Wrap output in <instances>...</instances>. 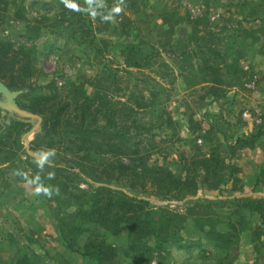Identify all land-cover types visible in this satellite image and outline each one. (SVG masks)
Wrapping results in <instances>:
<instances>
[{"label":"rangeland","instance_id":"obj_1","mask_svg":"<svg viewBox=\"0 0 264 264\" xmlns=\"http://www.w3.org/2000/svg\"><path fill=\"white\" fill-rule=\"evenodd\" d=\"M120 9L129 19L125 26L119 24ZM76 10L81 16L74 15ZM187 17L201 20L195 37H190ZM85 29L90 34L82 33ZM243 30L254 32L256 41L243 35ZM0 42L14 51L22 49L29 57L33 75L26 85L32 92L18 98L22 107L34 104L41 95H57L62 102L68 91H80L90 97L106 94L112 102L133 108L130 95L147 101L155 94L152 105L134 109L130 115L136 126L128 135L139 151L132 156L134 161L138 158L148 168H163L181 178L192 160L207 158L216 149L235 168L234 176L242 186L238 194L231 191L234 184L229 185L224 196L264 193V171H260L264 165V0H143V9L136 15L126 12L117 0H0ZM188 49L216 50L221 56L214 58L209 52L210 65L225 63L223 79L230 77L233 83L222 93L211 89L208 82L214 73L204 71L197 58L179 57ZM232 71H238V79ZM30 124L23 136L36 120ZM9 133L17 135L12 129ZM36 134L26 135L18 151L12 144L15 136L7 141L0 137V163L13 168L27 187L38 188L39 204L28 213L31 224L46 233L23 232L17 227L25 217L0 205V264H14L24 257L31 264H240L232 260L236 252L217 251V233H232L230 241L237 246L240 234L249 230L255 245L261 244V237L255 235L261 229L260 214L237 208L247 200L197 207L185 204L190 200L139 195L151 208L164 207L166 217L173 218L178 228L182 223L174 238L164 236L160 244L152 237L129 238L123 226L112 234L98 224L81 221L76 216L80 200L75 197L92 187L72 172H54L53 164L75 165L55 151L44 152V141ZM25 143L38 147L30 151L37 163L26 159ZM66 158L71 159L69 153ZM90 158L98 159L93 154ZM5 177L0 174V186ZM222 193L206 187L201 192L208 199L224 197ZM64 236L72 241V250L62 241ZM85 252L102 262L83 256Z\"/></svg>","mask_w":264,"mask_h":264},{"label":"trees","instance_id":"obj_2","mask_svg":"<svg viewBox=\"0 0 264 264\" xmlns=\"http://www.w3.org/2000/svg\"><path fill=\"white\" fill-rule=\"evenodd\" d=\"M118 1L130 15L139 14L143 9V0ZM106 2L110 3L111 0H106ZM122 12L123 10L120 9L117 16L120 15L119 24L125 26L129 19L124 17V12ZM81 14L79 10L74 13L75 16H81ZM185 22L189 24L190 37L197 36V33L200 32L198 26L201 20L187 17ZM82 33L90 34L87 29ZM242 34L250 36L249 38L253 41L257 39L253 35L254 32L249 33L243 30ZM199 40L197 38L196 42ZM90 44L97 51L94 41L91 40ZM209 52L213 53L214 58L221 56L212 49L198 53L188 49L182 51L179 57L199 59L204 71L208 70L215 75L212 81L208 82L211 89L214 88L213 90L222 93V90L228 88L233 80L229 81L230 77L227 81L223 79L222 69L225 67V63L219 66L210 65ZM198 55L201 58L197 57ZM134 66L139 68L140 64ZM232 73L237 76L236 79L239 78L238 71H232ZM240 73L242 72L240 71ZM32 75L33 69L27 53L22 49L14 51L9 44L0 42V82L11 91H23L21 96H25L32 92V89L26 85ZM153 97L156 95H150V100ZM129 98L133 100V108L127 107L126 103L112 102V99L106 94H96L90 97L80 91H68L62 102L57 95L38 96L35 98L34 104L25 107H22L17 101L20 109L40 117L41 122L36 130L35 138L44 141V152L55 151L58 155L63 156V161L75 165L74 168H66L56 163L52 165L54 172H72V175L83 179L92 187L91 190L75 197L78 201L80 200L76 216L81 221L98 224L112 234H116L122 226L126 227L128 237L136 240L152 237L155 242L160 244V240L164 236L174 238L175 232L181 231L182 223L178 228L173 218L166 217V214L169 215V213L164 207L151 208L149 201L139 196L148 195L160 199L172 198L178 202L190 200L185 204L192 203L197 207H200L201 203H206L208 206L215 203L233 201L239 203L247 200L237 208L244 207L249 209L251 214H260L261 224L264 226V207L262 206L264 198L255 195H251V197L223 195L222 192H225L231 184H234L231 191L235 190L239 192L238 194H242L240 191L242 186L234 176L235 168L224 156L217 153L216 149L212 150L207 158L192 160L190 167H184L185 175L181 178L163 168H148L138 158L134 161L132 156H138L139 151L133 148L136 145L132 146L130 143L133 137H130L128 133L132 126H136L131 121L130 115L134 113V109H145L152 105V102L144 100L143 97H133L132 95ZM30 123L11 120L9 125L3 123L1 126L0 122V137L5 136L3 138L7 141L15 136V143L12 142V144L18 151L19 148H23L21 139L22 134L26 132L24 128L30 127ZM11 129L17 135H11L9 133ZM6 130L8 132L2 135ZM6 141L3 142L4 145H6ZM37 149V146L30 145L29 147L30 151ZM68 153L71 159L66 158ZM91 154L98 159L90 158ZM121 158H127L129 163H125ZM26 159L37 163L35 157L26 156ZM138 161L139 163L135 164ZM205 187L215 189L224 197L220 196L215 199L204 197L201 192L204 193ZM127 191L133 194H129ZM163 218L166 219L165 225L162 222ZM202 221L204 220L202 219ZM228 224L234 231L233 223L229 222ZM167 226L169 227L167 228ZM169 228H172V231ZM78 230L76 231L81 232L80 229ZM166 230L167 233H165ZM229 234L232 233L221 232L215 235L218 242L216 249L218 251L228 248L229 253L234 255L236 245H234V241H230L231 235ZM255 235L258 238L264 236V230ZM62 241L69 250L73 249L72 241L66 239L65 236ZM82 255L93 258L99 263L102 262L101 257H96L89 252L82 253ZM14 264H31V262L27 257H24L16 260Z\"/></svg>","mask_w":264,"mask_h":264},{"label":"crops","instance_id":"obj_3","mask_svg":"<svg viewBox=\"0 0 264 264\" xmlns=\"http://www.w3.org/2000/svg\"><path fill=\"white\" fill-rule=\"evenodd\" d=\"M263 105L264 103H262L261 106ZM26 154L28 155L27 151ZM260 171H264V165H261ZM0 174L6 176V183L0 186V205L9 208L11 210L9 212L13 211L14 213H19L20 216L22 215L25 217L22 220V226H18L17 228L20 227V230H23V232L33 236L46 233V229H43V227H35L33 224H31L32 220L30 219V215L28 213L31 210V207H33L35 204H39L37 198L38 188L34 186L32 187L30 184H28L27 187L25 184H23L24 182H21V178L17 172L3 162L0 163ZM255 183L256 181H254V184ZM28 188H30V190ZM258 196L264 198V193L259 194ZM18 209L19 212H17ZM4 211L7 215H10L7 213V209ZM257 226L261 228L260 229L258 227L260 231L264 230V226L262 224L259 223ZM4 234L7 235V232H4ZM232 260L233 262H239L240 264H264V236L261 237L260 246H256L251 232L249 230L242 232L240 234L238 245L236 246V254L232 257Z\"/></svg>","mask_w":264,"mask_h":264},{"label":"water","instance_id":"obj_4","mask_svg":"<svg viewBox=\"0 0 264 264\" xmlns=\"http://www.w3.org/2000/svg\"><path fill=\"white\" fill-rule=\"evenodd\" d=\"M22 93L23 91L21 90L11 91L0 82V120L3 121L5 125H9L11 120L22 122H32V120H36L35 126L30 131L32 133L39 128L41 119L40 117L19 108L17 99ZM26 135L23 136L21 139L22 141H25V138L27 137ZM25 149L28 155L36 158V156L31 154L29 146L26 143Z\"/></svg>","mask_w":264,"mask_h":264}]
</instances>
